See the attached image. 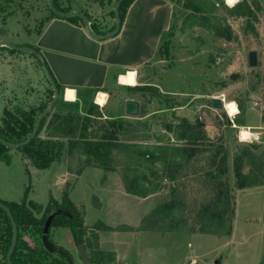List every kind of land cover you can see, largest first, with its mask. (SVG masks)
Listing matches in <instances>:
<instances>
[{
  "label": "rangeland",
  "instance_id": "1",
  "mask_svg": "<svg viewBox=\"0 0 264 264\" xmlns=\"http://www.w3.org/2000/svg\"><path fill=\"white\" fill-rule=\"evenodd\" d=\"M115 1L58 0L63 9L85 8L84 13L103 32L114 27ZM183 1L174 2L170 33L165 36L168 43L167 54L157 56V59L164 57L165 60L159 67L168 69L167 82L164 84L176 89L175 93L166 94L148 87L138 95L141 111L137 115L119 119H102L95 115L86 117L89 112L103 117L100 106L91 100L80 106L78 103L64 102L59 96L58 102L45 117L39 133L45 140L63 143L60 158L53 161L48 169L34 166L20 148L6 147L10 159L0 163V197H5L7 201L21 202L27 191L26 202L31 201L40 206V209H32L37 218L41 217L50 199L63 204L71 201L83 220L84 233L81 238L88 262L85 263L79 255L78 244L81 243L74 240L69 227H50L49 238L54 244L68 250L75 259V264H113L114 253L103 250L99 245L98 231L102 229L101 221L111 225L120 222L132 224L146 208L149 212L142 218L141 225L148 229L155 224L154 231L165 233L160 235L162 237L138 236L137 248L143 253L139 261H147L146 264H177L183 259L184 253H187L189 258L196 255V260L187 264H216L217 259L220 260L219 264H264V182L237 189L233 187L231 171L233 156L240 146L255 143L264 158V0H256L257 5L249 0L255 10L256 19L232 17L228 9L230 6L225 0H204L203 3L195 0L203 8V13L196 12L194 15L204 17L203 21L208 26H199L191 18L188 19L185 29L179 30L184 17L190 12V9L183 7ZM50 14L47 0H0V40L16 45L32 43L34 35ZM213 24H228L230 33L224 31L229 33V38L218 36L209 28ZM171 31L174 37L170 36ZM251 50L257 53L255 66L248 64V52ZM154 62L159 65L157 60ZM219 96L237 104L239 114L234 119L235 127L223 108L211 106L209 98ZM51 97V86L36 57L30 52L1 46L0 124L4 109H38L48 103ZM175 107L182 108L183 116L176 115L172 109ZM161 109H169L166 111L168 115L159 113ZM103 111L111 115L108 109ZM186 116L191 117L193 122L195 119L202 122L212 145H223L227 153L229 172L226 176L235 196V213L228 235L198 231L195 214L207 192L197 179L206 170V162L202 159L204 154L192 158L193 165H186L183 169L171 166V160L175 157L173 148L184 144V141L177 139V127ZM66 117L70 119L67 120ZM85 117L89 119L82 122ZM110 122L115 124L111 125ZM81 124L87 125V128L83 127L80 131ZM240 126H251L250 131L255 137H251V141H241L238 133ZM70 127L75 128L72 133L69 131ZM108 128L117 131L120 145L114 147L107 157L90 156V153H86L82 138L98 140ZM71 139L78 142L72 150L69 149ZM133 144L151 150H158L157 146H161L167 162L166 165L157 164L159 169H163V174L159 176L162 187L150 196L142 197L143 201L139 202L144 203L131 199L122 200L117 191L116 176L108 179L101 170L92 168L115 173L122 185L124 174L129 177L143 173L149 175L148 163L137 155ZM195 166L200 169L196 170ZM58 167L67 168L72 175L67 176L63 172L67 177L60 181L57 178L62 173ZM85 167L84 173L77 179L74 174ZM171 176L175 179L171 180ZM74 185L73 201L70 193ZM171 187L183 194L186 210L182 215L187 223L180 225L181 229L177 231L168 232L171 218L169 213L163 212L155 217L148 215L171 200ZM99 198L104 203L102 207H99ZM53 213L48 214L46 221H49ZM121 227L125 226H119L120 229ZM29 231H23V239L31 246L40 248L38 234L34 230ZM175 233L184 235H170ZM178 239L181 240L177 241ZM131 252L135 253L132 250ZM51 257L58 258L56 254L45 256L43 262H48Z\"/></svg>",
  "mask_w": 264,
  "mask_h": 264
},
{
  "label": "trees",
  "instance_id": "2",
  "mask_svg": "<svg viewBox=\"0 0 264 264\" xmlns=\"http://www.w3.org/2000/svg\"><path fill=\"white\" fill-rule=\"evenodd\" d=\"M169 1L174 3L178 0ZM131 2L132 0H124L119 6L121 25L124 21L127 8ZM203 2L204 0H201V3ZM53 3L55 7L61 11H70L69 8L63 9L60 6L58 0H53ZM183 7L185 9H190V12L184 17L179 30H184L188 24V19L191 18H194L193 20L196 21L195 23L197 25L206 27V21H203L204 17L194 15L196 12L199 14L203 13V8L197 4L195 0H184ZM228 9L230 11V15L232 16L247 17L248 19L256 18L254 8L252 7L251 3L248 2V0H240L239 3H237L234 7H229ZM50 12L51 16L66 19L71 22H79L82 26H84L82 21L77 17L63 18L56 15L51 10ZM84 14L87 16L88 20L91 21L89 15L87 13ZM90 27L96 33H105V31H100L94 22H90ZM209 28H212V30L218 36L229 38V33L231 30L228 24L225 26L213 24ZM224 30L229 33H226ZM32 47L40 52L37 47ZM162 49H164V51ZM159 52L161 54H167V48L164 43L159 47ZM33 56L36 57L35 55ZM44 66L53 77L59 92L62 91V87L56 81L45 59ZM52 95L53 90L51 88V96ZM51 99L52 97L50 100ZM48 103L39 106L38 109L34 107H31L28 110L17 108L14 111H8L4 109L1 120L2 123L0 124L1 137L8 142H19L26 138L32 131L38 115ZM91 115L101 116L100 114H92L89 112L86 117H90ZM86 117L82 120V122L89 119ZM66 118L67 120L70 119L68 117ZM44 122L45 118L41 121L38 135L34 137L28 144L20 148V150L23 151L31 160V163L40 169L47 168L53 161L58 160L63 149V143L61 141H53L51 139L45 140L39 136ZM110 124L114 125L115 122H110ZM83 127L86 129L87 125L85 126V124H81L80 131ZM177 128V139L184 141V144L173 148L175 150V153L173 154L175 157H173L171 160V166L183 169L184 166L192 164V158L202 154H204V158L202 159L206 162L205 172L202 176L197 178L207 191L195 214V220L199 227L198 231L201 233H223L228 235L231 232V222L235 213V196L232 191L230 180L228 176H226V174L228 175L229 172L227 153L223 145H212L211 139L205 134L204 124L202 122H199L196 119L194 122H190L186 118H182ZM69 129L71 132L75 128L70 127ZM167 129H170V126H167ZM116 133L117 131L114 128H108L105 130L102 138L98 140L92 141L86 137L82 138L84 139L85 152L90 153V156H109L112 149L120 145V142L117 141ZM77 143L78 142L76 140L71 139L69 141V149L72 150L75 148ZM133 146L136 147L137 155L148 163L150 172L149 175L143 173L134 175L132 177L124 174L122 176V182L127 193L139 197H146L162 187V183L159 181V176L163 174V169H159L157 164H167L166 158L164 156V152L161 151V146H157L158 150L142 148L136 144H133ZM177 157L179 159H177ZM9 159L10 156L7 153L6 147L0 142V161L8 162ZM102 168H105L106 170H113L106 167ZM245 168H247V170H244ZM195 169L197 170L200 168L195 166ZM231 171L234 188L242 189L245 187L262 184L264 182V158L262 153L258 152V145L252 143L249 145L240 146L233 156ZM170 178L171 180L175 179L173 176ZM170 191L173 196L171 200L152 210L148 216L155 217L157 214L163 212L169 213L171 218L169 220L167 230L168 232H173L181 229L180 225L187 223V219L182 215V213L186 210V203L183 199L182 192H180L175 187H171ZM26 197L27 191H25V198L21 202L0 199L1 203L9 207L18 228L17 242L11 255L12 263L67 264V261L63 256L56 253H50L43 247L41 243V235L45 232L49 237V230L52 226H66L70 228L74 240L77 243H81L78 244V246L82 245L84 247L81 238V235L84 233L83 220L81 219L75 206L71 201L68 200L66 204H63L57 203L56 201L50 199L49 203L44 208V212L42 213L41 217L37 218L34 216L32 209H40V206H37L31 201L26 202ZM51 212L54 213L52 214L49 221H46L48 214ZM176 213H178V215ZM142 225L141 229H147ZM101 227L102 229L111 230L110 227H106L102 223ZM148 229L156 230V225L154 224ZM29 230H34L38 234L41 243L40 248L36 245L31 246L23 239V231H28L29 233ZM162 233L164 234L165 232ZM11 236L12 225L10 219L6 212L0 208V252L2 254L0 264H8L7 250L10 245ZM54 254H56L58 258L51 257L48 262H43L45 256H51Z\"/></svg>",
  "mask_w": 264,
  "mask_h": 264
},
{
  "label": "crops",
  "instance_id": "3",
  "mask_svg": "<svg viewBox=\"0 0 264 264\" xmlns=\"http://www.w3.org/2000/svg\"><path fill=\"white\" fill-rule=\"evenodd\" d=\"M252 1H254V4L257 3L256 0ZM248 2L250 1L248 0ZM174 7V3L169 0H132L127 8L119 33L105 40L92 37L79 22H71L49 15L39 31H35L34 40L29 45L40 50L53 76L62 87L60 97L64 102L78 103L82 106L86 101L91 100L100 106L103 117L98 116L97 118H126L128 115L124 111L125 101H137L139 104L138 112L141 111L139 96L146 88L153 87L166 94H172L176 91V89L164 84L167 82L168 69L159 67L164 63V57L157 59V56L161 54L159 53V47L163 43L166 47L168 46L165 36L170 33ZM71 10L83 13L86 11L85 8L75 7H71ZM172 33L171 31L170 36L173 35ZM169 49L173 48L169 47ZM154 60H157L159 65L154 64L156 63ZM153 64L155 66H152ZM129 73L134 74L132 82H123L121 77L127 78ZM202 76L204 75L202 74ZM211 98H209V102ZM104 109L111 111V115L105 113ZM172 109L176 115L183 116L184 113L181 107ZM167 110L169 109H161L159 113L168 115ZM186 117L187 120L193 122L191 117ZM0 163L2 162L0 161ZM58 168L62 173V175H59L60 178H57L60 181H64L65 177L72 175L67 168ZM92 168L101 170L103 175H107L108 179L116 176V183H118L116 187L122 200L131 199L138 203H144L139 202L143 201L144 198L142 199V197L125 191L115 173L97 167ZM85 169L86 167L79 173H75V177L80 179ZM63 172H66L67 176ZM74 188L75 185L70 193L72 200ZM0 198L6 199L5 197ZM100 202L99 207H102L104 203L101 200ZM74 203L79 204L78 202ZM147 212H149V209L146 208L137 217L136 223L132 224L120 222L111 225L101 221L103 225L110 227L111 230L101 229L98 231L99 245L103 250L114 253L113 264H146L147 261H139L142 252H139L140 250L137 248L138 236H160L162 234L151 229L140 228L141 220ZM121 225L125 227L120 229L119 226ZM110 234L112 236L109 237ZM119 235L127 236L121 237ZM170 235L184 234L175 233ZM105 240H109L110 243H108L109 241L105 242ZM189 244L187 243V245ZM131 250L135 253H130ZM195 260V254L189 258V255L184 253L183 259L177 264L193 263ZM149 264L155 263L149 262Z\"/></svg>",
  "mask_w": 264,
  "mask_h": 264
},
{
  "label": "water",
  "instance_id": "4",
  "mask_svg": "<svg viewBox=\"0 0 264 264\" xmlns=\"http://www.w3.org/2000/svg\"><path fill=\"white\" fill-rule=\"evenodd\" d=\"M122 1H124V0H116L114 3V8H113L114 20H115L114 27L111 30H109L105 33H102V34L96 33L91 29L90 22H89L87 16L83 12L75 11V10H71L68 12L61 11L55 7L53 0H47V5L51 11H53L56 15H58L60 17H63V18L77 17V18H79L82 21V23H83L85 29L87 30L88 34H90L92 37H94L96 39L105 40V39H108V38L113 37L116 34H118V32L121 28L119 6H120ZM1 46L8 47V48L15 50V51L30 52L31 54L35 55L36 58L39 60L41 66H42V68H43V70L47 76L48 82H49V84L53 90L52 99L50 100V102L45 106V108L38 115L32 131L30 132V134L26 138H24L23 140H21L19 142H8L5 139H3L0 135L1 144H3L5 147L10 148V149H18V148H21L24 145L28 144L34 137H36L38 135L41 121L50 113L52 108L55 106L56 102L59 99L60 92L56 86V83H55L53 77L51 76L49 71L44 66V59H43L42 54L40 52H38L35 48H33L32 46H29V45H16V44H13V43L5 41V40H0V47ZM248 64L250 66L257 65V53H256V51L251 50L248 52ZM210 104L214 108H218V109L223 108V103L219 97H212L210 100ZM138 109H139V104L137 101H134V100L125 101L124 111L127 115H137ZM0 208H2L6 212L7 216L10 219L11 225H12V236H11L10 245L8 247V250H7V263L13 264L11 261V255L13 253V250H14L16 242H17L18 228H17V224H16V222H15V220L11 214L9 207L0 202ZM41 243H42L43 247L48 252L56 253V254L63 256L66 259L67 264H75L73 256L71 255V253L68 250L64 249L63 247L54 244L49 239V237L47 236V234L45 232L41 235ZM78 252H79V255L81 256V258L85 261V263H87L88 259H87L86 253H85V249L82 245L78 246ZM215 263L219 264L220 260L217 259L215 261Z\"/></svg>",
  "mask_w": 264,
  "mask_h": 264
},
{
  "label": "bare ground",
  "instance_id": "5",
  "mask_svg": "<svg viewBox=\"0 0 264 264\" xmlns=\"http://www.w3.org/2000/svg\"><path fill=\"white\" fill-rule=\"evenodd\" d=\"M226 1V0H225ZM133 73H129L128 74V77L125 78V77H121V80L123 82H132V77H133ZM100 99V98H99ZM221 100V99H220ZM101 101V100H100ZM224 101V107L226 108V110L229 112V114H234L236 113L237 111V108H236V105L234 102H228L226 101L225 99L223 100ZM102 102V101H101ZM245 134H247V137L249 135V132L247 130H242V133H241V136H244ZM247 139V138H246Z\"/></svg>",
  "mask_w": 264,
  "mask_h": 264
},
{
  "label": "built area",
  "instance_id": "6",
  "mask_svg": "<svg viewBox=\"0 0 264 264\" xmlns=\"http://www.w3.org/2000/svg\"><path fill=\"white\" fill-rule=\"evenodd\" d=\"M220 97V96H219ZM220 99H221V101H222V103H223V109L226 111V113L228 114V117H229V119H230V121H231V123H232V126H236V124H235V122H234V119H235V116L236 115H238L239 114V110H238V106H237V104L235 103V101H233L234 103H235V105H236V108H237V112L236 113H234V114H229V112L226 110V108L224 107V99L225 98H223V96H221L220 97ZM242 127H244V128H242ZM250 128H251V126H240V128H239V131H238V133H239V138H241L242 136H241V133H242V130H247L248 132H249V134L251 133V134H254L252 131H250ZM249 136V135H248ZM252 137H255V135H252ZM249 141V139L247 138V139H244L243 141ZM242 141V140H241ZM250 141H251V139H250Z\"/></svg>",
  "mask_w": 264,
  "mask_h": 264
},
{
  "label": "clouds",
  "instance_id": "7",
  "mask_svg": "<svg viewBox=\"0 0 264 264\" xmlns=\"http://www.w3.org/2000/svg\"><path fill=\"white\" fill-rule=\"evenodd\" d=\"M226 3L230 6V7H234L237 3H239V0H226ZM252 135L254 134H249V136L247 137L249 140L251 139ZM242 141L244 140V138H240ZM256 139H258V137H256Z\"/></svg>",
  "mask_w": 264,
  "mask_h": 264
},
{
  "label": "snow or ice",
  "instance_id": "8",
  "mask_svg": "<svg viewBox=\"0 0 264 264\" xmlns=\"http://www.w3.org/2000/svg\"><path fill=\"white\" fill-rule=\"evenodd\" d=\"M242 138L246 139L247 138V134H245L244 136H242Z\"/></svg>",
  "mask_w": 264,
  "mask_h": 264
}]
</instances>
